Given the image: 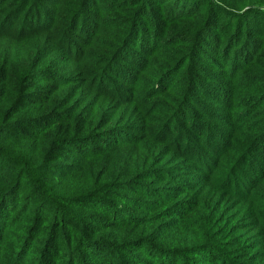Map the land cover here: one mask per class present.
<instances>
[{"label":"trees","instance_id":"16d2710c","mask_svg":"<svg viewBox=\"0 0 264 264\" xmlns=\"http://www.w3.org/2000/svg\"><path fill=\"white\" fill-rule=\"evenodd\" d=\"M0 264H264V0H0Z\"/></svg>","mask_w":264,"mask_h":264}]
</instances>
